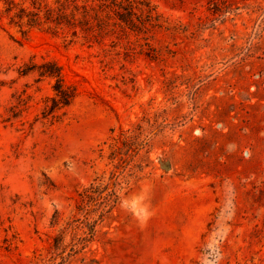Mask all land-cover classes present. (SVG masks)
I'll return each mask as SVG.
<instances>
[{"label":"rangeland","instance_id":"rangeland-1","mask_svg":"<svg viewBox=\"0 0 264 264\" xmlns=\"http://www.w3.org/2000/svg\"><path fill=\"white\" fill-rule=\"evenodd\" d=\"M143 1L69 0L87 33L0 0V264H264V0Z\"/></svg>","mask_w":264,"mask_h":264},{"label":"trees","instance_id":"trees-1","mask_svg":"<svg viewBox=\"0 0 264 264\" xmlns=\"http://www.w3.org/2000/svg\"><path fill=\"white\" fill-rule=\"evenodd\" d=\"M6 5L8 11H13L12 19H16L19 25H28L29 27L40 26L43 23H53L55 25H49V28L59 27L63 23L71 25H79L87 33H95V26L92 18L98 19L99 13L96 12L95 16L91 17L89 14L90 9H95V6L88 3L83 5V14L78 16L76 10L79 9L78 4L75 3V9L71 12H67V8L70 6L69 0L61 1L60 5L55 8L49 5L47 0H2ZM100 7L111 6L115 7V13L120 22H125L134 29H148L150 26L159 25V14L154 7L149 5L143 0H99ZM140 4H144L146 8H140L145 12V18H142L137 14V8ZM100 21V20H99ZM103 24V22H98ZM102 27H100L101 29ZM105 27L101 29L103 31ZM45 72L56 77L54 89L56 90V96L52 98V105L49 109L53 110L59 105L69 104L75 96V91L70 86H67L64 82V75L62 68L56 62H46Z\"/></svg>","mask_w":264,"mask_h":264}]
</instances>
